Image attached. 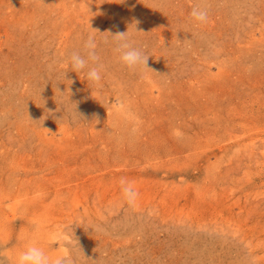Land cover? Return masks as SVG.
Listing matches in <instances>:
<instances>
[{"label":"rangeland","instance_id":"374dc122","mask_svg":"<svg viewBox=\"0 0 264 264\" xmlns=\"http://www.w3.org/2000/svg\"><path fill=\"white\" fill-rule=\"evenodd\" d=\"M135 21L154 73L98 35ZM73 224L77 264H264V0H0V264Z\"/></svg>","mask_w":264,"mask_h":264},{"label":"clouds","instance_id":"9594fccd","mask_svg":"<svg viewBox=\"0 0 264 264\" xmlns=\"http://www.w3.org/2000/svg\"><path fill=\"white\" fill-rule=\"evenodd\" d=\"M190 16L194 21L200 24L208 22V11L205 8L193 7ZM138 23L139 21H135L128 27L126 32H118L114 35L111 34L110 31L98 34L99 30L90 29L89 23V32H94L98 35H104L106 33L107 36L111 38V42L114 45L113 50L118 54V60L123 66L130 70H136L139 68L143 72L154 73L147 67V61L150 56H148L143 49L137 47L132 37L129 35V28L135 33H142L136 29ZM83 47L86 51V55H81L80 52H73L70 55L69 60L65 65L64 78L66 71H68L67 69L70 68L71 72L83 73L87 82L98 88L101 86V70L103 66L98 64L99 57L95 52V49L97 48L95 38L89 36L85 40ZM67 82L69 85L72 83L70 80ZM56 92L61 95L64 93H61L59 90H56ZM124 107V103L119 99L115 102V108L118 112L122 111ZM75 114L77 115L76 112ZM44 131L48 132L47 130ZM121 183L123 185L125 182L121 181ZM123 191L127 193L130 191V187H124ZM73 226L75 225L73 224L69 226L71 228L70 234L66 230L54 234V237L61 241V247L57 255L53 256L47 254L41 246H38L35 242H31L25 247V249L17 251L13 259V264H77V257L72 255L73 248L78 250L79 257L88 260L85 259L82 249L78 246L77 239L73 238Z\"/></svg>","mask_w":264,"mask_h":264},{"label":"bare ground","instance_id":"6f19581e","mask_svg":"<svg viewBox=\"0 0 264 264\" xmlns=\"http://www.w3.org/2000/svg\"><path fill=\"white\" fill-rule=\"evenodd\" d=\"M123 112V111H122ZM7 200V199H6ZM6 236V235H5Z\"/></svg>","mask_w":264,"mask_h":264}]
</instances>
